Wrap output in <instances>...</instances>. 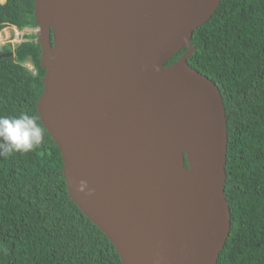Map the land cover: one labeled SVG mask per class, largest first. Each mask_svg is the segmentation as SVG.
<instances>
[{"label":"water","instance_id":"95a60500","mask_svg":"<svg viewBox=\"0 0 264 264\" xmlns=\"http://www.w3.org/2000/svg\"><path fill=\"white\" fill-rule=\"evenodd\" d=\"M221 2L34 0L40 121L121 264H218L229 238L224 101L188 64Z\"/></svg>","mask_w":264,"mask_h":264},{"label":"trees","instance_id":"16d2710c","mask_svg":"<svg viewBox=\"0 0 264 264\" xmlns=\"http://www.w3.org/2000/svg\"><path fill=\"white\" fill-rule=\"evenodd\" d=\"M5 27L37 28L34 0L0 4ZM26 39L0 46V116H33L43 137L30 152L0 156V264H121L69 197L61 153L37 111L45 76L39 39ZM192 44L188 64L216 84L227 117L231 231L218 264H264V0H222Z\"/></svg>","mask_w":264,"mask_h":264},{"label":"clouds","instance_id":"9594fccd","mask_svg":"<svg viewBox=\"0 0 264 264\" xmlns=\"http://www.w3.org/2000/svg\"><path fill=\"white\" fill-rule=\"evenodd\" d=\"M42 137L43 129L35 117L28 114L0 116V156L30 152L41 143ZM78 190L85 192L87 183L81 181ZM87 195H92L91 190H87Z\"/></svg>","mask_w":264,"mask_h":264},{"label":"built area","instance_id":"2783aa9c","mask_svg":"<svg viewBox=\"0 0 264 264\" xmlns=\"http://www.w3.org/2000/svg\"><path fill=\"white\" fill-rule=\"evenodd\" d=\"M10 27H5L3 30L0 31V46L4 47V46H12L13 48L17 47L19 44L28 41L26 39V36L30 35V34H35L37 35V39H39V29L38 28H25L27 29V32L23 33L21 38H17L16 36H14V38L12 39V37L8 38V39H3L1 37V35L3 34V32L8 29ZM13 30H20L17 27H11ZM31 30V31H30ZM23 31V30H22ZM28 31H30V33H28ZM17 39V40H16ZM20 39V40H18ZM28 67H30V70H34L33 67L31 65H28ZM36 73V72H34Z\"/></svg>","mask_w":264,"mask_h":264},{"label":"rangeland","instance_id":"374dc122","mask_svg":"<svg viewBox=\"0 0 264 264\" xmlns=\"http://www.w3.org/2000/svg\"><path fill=\"white\" fill-rule=\"evenodd\" d=\"M4 0H0V3H4L2 2ZM31 31V30H30ZM30 31H28V33H30ZM27 32V29H23L22 30H13L11 27L6 29L3 34L1 35V37L5 40L8 39L10 37H12V39L14 38V36H16L17 38H21L23 33ZM17 40V39H16ZM20 40V39H18Z\"/></svg>","mask_w":264,"mask_h":264},{"label":"crops","instance_id":"0c3cea01","mask_svg":"<svg viewBox=\"0 0 264 264\" xmlns=\"http://www.w3.org/2000/svg\"><path fill=\"white\" fill-rule=\"evenodd\" d=\"M2 2H4V3H5V2H6V0H4V1H2Z\"/></svg>","mask_w":264,"mask_h":264}]
</instances>
